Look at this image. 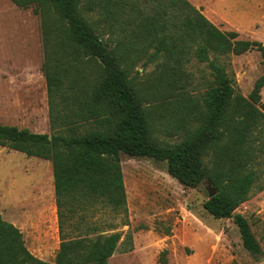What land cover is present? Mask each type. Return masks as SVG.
Wrapping results in <instances>:
<instances>
[{"label": "trees", "instance_id": "1", "mask_svg": "<svg viewBox=\"0 0 264 264\" xmlns=\"http://www.w3.org/2000/svg\"><path fill=\"white\" fill-rule=\"evenodd\" d=\"M11 1L40 16L41 68L57 131L0 123V145L51 161L60 245L53 262L37 258L0 214V264H107L119 243L130 250L131 234L121 241L115 230L129 224L121 153L164 161L185 186L207 179L215 193L204 209L232 218L243 247L261 254L235 209L264 189V42L220 29L188 0ZM251 50L260 53L262 72L243 96L219 58ZM193 58L209 68L198 95L185 69ZM150 63L156 68L142 81L134 70ZM163 108L180 132L174 144L156 137ZM105 208L118 223L103 220Z\"/></svg>", "mask_w": 264, "mask_h": 264}, {"label": "rangeland", "instance_id": "2", "mask_svg": "<svg viewBox=\"0 0 264 264\" xmlns=\"http://www.w3.org/2000/svg\"><path fill=\"white\" fill-rule=\"evenodd\" d=\"M222 30L264 42V0H188ZM233 78L236 93L247 96L262 72L256 50L219 58ZM40 16L33 7L0 0V123L35 133L57 131L50 124ZM156 68L139 65L144 81ZM193 81L190 91L203 92L209 68L194 58L185 64ZM264 101V84L260 90ZM164 109L156 117V137L163 143L180 141V132ZM211 165V155L205 157ZM127 200L128 225L115 230L129 232L132 248L123 241L107 264H263L264 189L251 192L236 209L247 218L261 247L252 255L242 245L232 218H214L203 207L211 185L207 179L195 187L172 177L164 161L120 154ZM0 214L22 233L27 249L37 258L53 262L60 245L54 197L52 164L48 159L0 145ZM118 223L110 208L100 214Z\"/></svg>", "mask_w": 264, "mask_h": 264}, {"label": "water", "instance_id": "3", "mask_svg": "<svg viewBox=\"0 0 264 264\" xmlns=\"http://www.w3.org/2000/svg\"><path fill=\"white\" fill-rule=\"evenodd\" d=\"M214 193L215 189L211 186V188H209V197H211Z\"/></svg>", "mask_w": 264, "mask_h": 264}]
</instances>
